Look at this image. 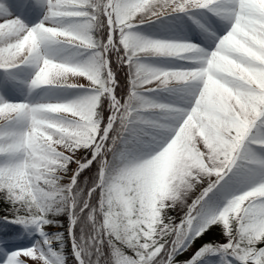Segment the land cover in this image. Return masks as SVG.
Here are the masks:
<instances>
[{"label": "snow or ice", "instance_id": "1", "mask_svg": "<svg viewBox=\"0 0 264 264\" xmlns=\"http://www.w3.org/2000/svg\"><path fill=\"white\" fill-rule=\"evenodd\" d=\"M0 264H264V0H0Z\"/></svg>", "mask_w": 264, "mask_h": 264}, {"label": "rangeland", "instance_id": "2", "mask_svg": "<svg viewBox=\"0 0 264 264\" xmlns=\"http://www.w3.org/2000/svg\"><path fill=\"white\" fill-rule=\"evenodd\" d=\"M175 215V213H173ZM219 230H216V232H214L212 235L210 236H206V238H204L205 240H213V239H218L220 240V242H224V238L222 236H219L218 233ZM204 241H200L197 244V247L199 246V243H203ZM183 258V257H182Z\"/></svg>", "mask_w": 264, "mask_h": 264}, {"label": "trees", "instance_id": "3", "mask_svg": "<svg viewBox=\"0 0 264 264\" xmlns=\"http://www.w3.org/2000/svg\"><path fill=\"white\" fill-rule=\"evenodd\" d=\"M206 238V237H205Z\"/></svg>", "mask_w": 264, "mask_h": 264}]
</instances>
